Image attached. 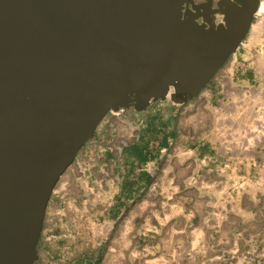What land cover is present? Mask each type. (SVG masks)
<instances>
[{
    "label": "water",
    "instance_id": "95a60500",
    "mask_svg": "<svg viewBox=\"0 0 264 264\" xmlns=\"http://www.w3.org/2000/svg\"><path fill=\"white\" fill-rule=\"evenodd\" d=\"M238 1L206 29L193 0H0V264L37 263L53 191L109 113L212 81L259 11Z\"/></svg>",
    "mask_w": 264,
    "mask_h": 264
},
{
    "label": "crops",
    "instance_id": "0c3cea01",
    "mask_svg": "<svg viewBox=\"0 0 264 264\" xmlns=\"http://www.w3.org/2000/svg\"><path fill=\"white\" fill-rule=\"evenodd\" d=\"M256 41L251 29L227 82L212 86L210 102L186 104L188 111L204 116L212 129L209 139L194 141L190 132L177 130V107L184 104L172 103L167 129L156 142L146 141L150 161L139 164L138 172L150 179L134 178L138 193L128 199L127 209L113 212L122 234L132 235V244L110 247L109 264H264V144L251 155L241 136L231 148L223 141L226 132L264 119V67L252 57ZM258 95L261 102H246ZM121 194L116 203L125 202ZM67 214L72 217L71 211ZM83 259L86 263L93 255Z\"/></svg>",
    "mask_w": 264,
    "mask_h": 264
},
{
    "label": "rangeland",
    "instance_id": "374dc122",
    "mask_svg": "<svg viewBox=\"0 0 264 264\" xmlns=\"http://www.w3.org/2000/svg\"><path fill=\"white\" fill-rule=\"evenodd\" d=\"M256 15L257 19L251 26L257 34L252 57L259 66L264 67V0ZM234 56L235 54L191 102H210L212 86L218 81L227 82ZM246 100L262 101L260 95L253 101L250 98ZM172 103V100L159 101L145 112L136 111L132 107L106 116L95 136L63 175L57 186V193L50 200L36 264H77L85 254L93 257L99 254V264H109L107 255L110 247L117 244L131 246L132 235L124 236L122 223L112 215L117 204L116 198L123 191L122 185L128 183V174L126 172L124 175L122 171L126 170L123 155L133 143H139L138 134L146 126L149 117L159 116V126L167 129L165 118L172 112ZM186 104L177 107V130L190 132L194 141L209 139L212 129L206 127L204 116L197 117V110L188 111ZM260 120L262 119L248 123V138L253 137L248 146V153L251 155L260 152V145L264 144V129L260 127ZM180 121L188 125L180 126ZM262 123L264 124V119ZM231 132L223 135V141L232 143L233 147L235 136ZM241 141L240 139L239 142ZM69 211L72 212V217H68ZM143 243L146 244L147 241ZM127 254H131V248Z\"/></svg>",
    "mask_w": 264,
    "mask_h": 264
},
{
    "label": "trees",
    "instance_id": "16d2710c",
    "mask_svg": "<svg viewBox=\"0 0 264 264\" xmlns=\"http://www.w3.org/2000/svg\"><path fill=\"white\" fill-rule=\"evenodd\" d=\"M191 102V101H189ZM187 102V103H189ZM160 119L159 116L149 117L146 121V126L142 130V135L140 142L134 146H130L128 150L125 151V164H126V172L128 174V183L123 187V191L121 197L125 198V202L120 201L118 199V204L114 207L112 211H120L122 209H127V201L130 197H133L138 193V185L134 184L132 180L135 178L138 182H146L149 181V176L147 172L139 171L141 168L139 164H147L150 161V156L148 155V144L146 141L156 142L155 138L159 136L161 132L164 131V128L160 127ZM165 143H162L160 146H164ZM119 208H118V206ZM121 212V211H120ZM119 212V213H120ZM39 248V245H38ZM101 261V256L98 254L93 257L92 260H88L86 263L84 262L83 257L77 262V264H99Z\"/></svg>",
    "mask_w": 264,
    "mask_h": 264
},
{
    "label": "flooded vegetation",
    "instance_id": "af4514ba",
    "mask_svg": "<svg viewBox=\"0 0 264 264\" xmlns=\"http://www.w3.org/2000/svg\"><path fill=\"white\" fill-rule=\"evenodd\" d=\"M259 1L261 5L262 0ZM237 7H242L238 0H193V4L184 6L183 12L184 17L191 14L199 25L210 29L212 25L216 28L227 27V20ZM177 99L181 100L182 96L179 95Z\"/></svg>",
    "mask_w": 264,
    "mask_h": 264
},
{
    "label": "built area",
    "instance_id": "2783aa9c",
    "mask_svg": "<svg viewBox=\"0 0 264 264\" xmlns=\"http://www.w3.org/2000/svg\"><path fill=\"white\" fill-rule=\"evenodd\" d=\"M260 127H261V129H264V124L262 122L260 123ZM232 135L235 136V137H240L241 136L242 137L241 140L243 142H245L246 149L248 150V146L250 145V141L253 138V137L248 138V125L243 126L238 131H233ZM224 143H225L226 146H228L230 148L232 147V143H229V142H226V141H224ZM56 193H57V187L54 189L53 195L56 194Z\"/></svg>",
    "mask_w": 264,
    "mask_h": 264
}]
</instances>
